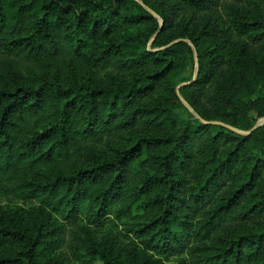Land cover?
Instances as JSON below:
<instances>
[{
    "label": "trees",
    "instance_id": "obj_1",
    "mask_svg": "<svg viewBox=\"0 0 264 264\" xmlns=\"http://www.w3.org/2000/svg\"><path fill=\"white\" fill-rule=\"evenodd\" d=\"M263 118L264 0H0V264H264Z\"/></svg>",
    "mask_w": 264,
    "mask_h": 264
},
{
    "label": "water",
    "instance_id": "obj_2",
    "mask_svg": "<svg viewBox=\"0 0 264 264\" xmlns=\"http://www.w3.org/2000/svg\"><path fill=\"white\" fill-rule=\"evenodd\" d=\"M194 53H195V63H196V67H197V65H198V61H197V55H196V51L194 50ZM195 77H196V73H195V75H194V79H195ZM194 79H193V81H194ZM192 81V82H193ZM192 82H189V83H185V84H182V85H180L179 87H178V89H177V91H178V93H179V90H180V88L182 87V86H184V85H189V84H191ZM179 97H180V99H181V101L183 102V104L188 108V110L192 113V114H194L195 116H196V114H195V112L193 111V109L189 106V104L183 99V97L181 96V94L179 93ZM202 122H204L203 120H201ZM262 125H264V119L263 120H261L251 131H249V132H243L242 134H245V135H249V134H251L255 129H257L259 126H262Z\"/></svg>",
    "mask_w": 264,
    "mask_h": 264
},
{
    "label": "rangeland",
    "instance_id": "obj_3",
    "mask_svg": "<svg viewBox=\"0 0 264 264\" xmlns=\"http://www.w3.org/2000/svg\"><path fill=\"white\" fill-rule=\"evenodd\" d=\"M252 117L254 118V117H255V115L253 114V115H252ZM263 119H264V118H263ZM263 119H260V120L258 121V123H259L261 120H263ZM258 123H257V124H258ZM96 264H102V263H101V262H99V261H97V262H96Z\"/></svg>",
    "mask_w": 264,
    "mask_h": 264
}]
</instances>
